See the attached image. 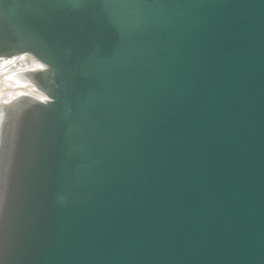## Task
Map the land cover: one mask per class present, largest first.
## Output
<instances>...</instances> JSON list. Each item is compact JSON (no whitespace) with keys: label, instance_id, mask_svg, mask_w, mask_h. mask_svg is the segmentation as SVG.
<instances>
[{"label":"water","instance_id":"1","mask_svg":"<svg viewBox=\"0 0 264 264\" xmlns=\"http://www.w3.org/2000/svg\"><path fill=\"white\" fill-rule=\"evenodd\" d=\"M17 55L0 264H264V0H0Z\"/></svg>","mask_w":264,"mask_h":264},{"label":"bare ground","instance_id":"2","mask_svg":"<svg viewBox=\"0 0 264 264\" xmlns=\"http://www.w3.org/2000/svg\"><path fill=\"white\" fill-rule=\"evenodd\" d=\"M42 66L32 56L17 55L12 58L0 59V135L2 124L9 107L15 102L29 97L42 102L47 100L30 79V73L42 70Z\"/></svg>","mask_w":264,"mask_h":264}]
</instances>
